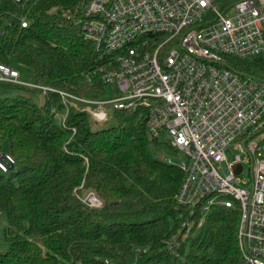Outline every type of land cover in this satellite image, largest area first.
Listing matches in <instances>:
<instances>
[{
  "label": "trees",
  "instance_id": "obj_1",
  "mask_svg": "<svg viewBox=\"0 0 264 264\" xmlns=\"http://www.w3.org/2000/svg\"><path fill=\"white\" fill-rule=\"evenodd\" d=\"M84 1H37L27 28L15 20L5 29L0 62L31 68L34 84L103 97L106 86L85 79L99 64L93 45L68 18L82 19ZM0 8L20 13L7 1ZM229 65L264 80L259 58ZM63 110L54 92L0 82V151L7 143L15 159L0 172V264H245L237 208H212L185 235L176 202L183 173L162 159L176 152L148 133L144 116L115 110L99 125L70 108L72 136L58 124Z\"/></svg>",
  "mask_w": 264,
  "mask_h": 264
},
{
  "label": "built area",
  "instance_id": "obj_2",
  "mask_svg": "<svg viewBox=\"0 0 264 264\" xmlns=\"http://www.w3.org/2000/svg\"><path fill=\"white\" fill-rule=\"evenodd\" d=\"M3 1L20 13L0 8V50L5 29L15 20L27 28L29 7L40 0ZM79 12L80 21L68 18L81 25L99 63L85 79L112 85L110 95L82 97L28 84L2 62L0 82L58 94L64 110L56 118L72 136L70 108L99 125L115 110L144 116L153 138L166 136L163 142L183 154L176 202L185 235L212 208H237L244 263L264 264V80L229 65L230 59L264 62V0H233L221 9L215 0H85ZM231 147L239 152L233 161ZM14 166L0 151V172ZM245 166L249 179L243 180ZM83 201L102 207L92 192Z\"/></svg>",
  "mask_w": 264,
  "mask_h": 264
},
{
  "label": "rangeland",
  "instance_id": "obj_3",
  "mask_svg": "<svg viewBox=\"0 0 264 264\" xmlns=\"http://www.w3.org/2000/svg\"><path fill=\"white\" fill-rule=\"evenodd\" d=\"M233 0H215L216 4L218 5L219 9H221L222 7H224L225 4H228L229 2H231ZM231 14V13H230ZM19 73H20V77H21V80L24 81L25 83H28V84H34L35 83V76H34V73L32 71L31 68H27V67H18L17 68ZM112 85H107L106 87V94L107 95H110L112 92ZM106 94L103 95V97L106 96ZM161 140H165L167 141L168 138L166 136H162ZM3 151L5 153L8 152V146H7V143L6 145L4 146V149ZM239 154L238 151H234L232 149V147L227 151V158L229 161H233L236 157V155ZM164 161L166 162H171L175 165H178L181 163V161L183 160V154L182 153H176V154H171V155H165L163 158H162ZM19 166V164L16 165V168ZM241 179L245 180V179H249V175H248V167L245 166L244 167V171L243 173H241L240 175ZM89 193L90 192H83L81 197L83 199L86 200V198L89 196ZM133 264V263H132Z\"/></svg>",
  "mask_w": 264,
  "mask_h": 264
}]
</instances>
